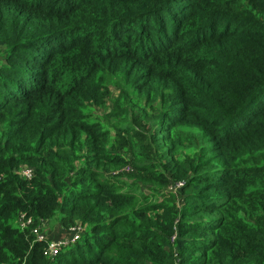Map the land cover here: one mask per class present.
I'll list each match as a JSON object with an SVG mask.
<instances>
[{
	"label": "trees",
	"instance_id": "obj_1",
	"mask_svg": "<svg viewBox=\"0 0 264 264\" xmlns=\"http://www.w3.org/2000/svg\"><path fill=\"white\" fill-rule=\"evenodd\" d=\"M0 264H264V0H0Z\"/></svg>",
	"mask_w": 264,
	"mask_h": 264
},
{
	"label": "rangeland",
	"instance_id": "obj_2",
	"mask_svg": "<svg viewBox=\"0 0 264 264\" xmlns=\"http://www.w3.org/2000/svg\"><path fill=\"white\" fill-rule=\"evenodd\" d=\"M129 91H130V95L133 96V92L130 90V88H128ZM146 111H150V107L146 106ZM96 111L98 113H104L106 112L107 110H103V108L101 109H96ZM122 168L118 169L117 171H112L111 174H121L122 172L123 173H127L128 170L126 168H124L123 166H121ZM24 167H21L20 169H22ZM26 170V169H24ZM23 170V171H24ZM167 189H171V186H168ZM84 226H79V227H71V228H68V229H65V228H62L60 227L57 222L55 220H47V221H43L41 223V228H42V232L40 233L42 235V237L44 238V241H46V244L47 243H50V242H54V243H62V242H65L67 241L70 236L76 232L78 229H82V231L84 230L83 229Z\"/></svg>",
	"mask_w": 264,
	"mask_h": 264
},
{
	"label": "built area",
	"instance_id": "obj_3",
	"mask_svg": "<svg viewBox=\"0 0 264 264\" xmlns=\"http://www.w3.org/2000/svg\"><path fill=\"white\" fill-rule=\"evenodd\" d=\"M26 169V170H24ZM24 170V171H23ZM32 169L29 167H24L22 169H20V173L26 177L29 178L32 174ZM30 221H27L26 223H24L22 226H24L25 224H28ZM81 230V229H80ZM80 230L78 229L76 232H74L70 238L62 243H54V242H50L46 244V249L44 251L45 255H50L51 257L56 256L59 251L61 250L62 247L66 246L67 244H69L70 242H75L79 239L80 237ZM36 232V230H34ZM37 234V239L38 240H44V238L42 237V235L40 233H36Z\"/></svg>",
	"mask_w": 264,
	"mask_h": 264
},
{
	"label": "clouds",
	"instance_id": "obj_4",
	"mask_svg": "<svg viewBox=\"0 0 264 264\" xmlns=\"http://www.w3.org/2000/svg\"><path fill=\"white\" fill-rule=\"evenodd\" d=\"M80 238V237H79ZM70 243H72V242H70Z\"/></svg>",
	"mask_w": 264,
	"mask_h": 264
}]
</instances>
